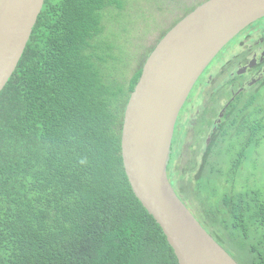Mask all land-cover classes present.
Returning a JSON list of instances; mask_svg holds the SVG:
<instances>
[{"label":"trees","instance_id":"16d2710c","mask_svg":"<svg viewBox=\"0 0 264 264\" xmlns=\"http://www.w3.org/2000/svg\"><path fill=\"white\" fill-rule=\"evenodd\" d=\"M126 15L127 0L45 1L0 94V264H180L131 185L122 131L148 57L185 15L140 60ZM230 115L214 152L231 158L225 191L205 189L225 171L214 153L192 157L189 173L172 170L174 154L170 178L240 264H264V194L235 186L264 141V99H239Z\"/></svg>","mask_w":264,"mask_h":264},{"label":"water","instance_id":"95a60500","mask_svg":"<svg viewBox=\"0 0 264 264\" xmlns=\"http://www.w3.org/2000/svg\"><path fill=\"white\" fill-rule=\"evenodd\" d=\"M46 0H0V94L15 73ZM264 18V0H207L148 57L126 108L122 153L131 185L161 225L180 264H240L174 187L169 165L179 114L199 78L238 36Z\"/></svg>","mask_w":264,"mask_h":264},{"label":"flooded vegetation","instance_id":"af4514ba","mask_svg":"<svg viewBox=\"0 0 264 264\" xmlns=\"http://www.w3.org/2000/svg\"><path fill=\"white\" fill-rule=\"evenodd\" d=\"M261 89H264V22L243 30L234 46L217 57L199 78L179 114L170 163L174 154L181 157L190 146L200 165L216 151L217 132L222 123L231 120L232 104L259 94ZM190 137L192 142L188 143ZM178 166L175 162L172 170L177 171ZM193 173L196 175V171Z\"/></svg>","mask_w":264,"mask_h":264},{"label":"rangeland","instance_id":"374dc122","mask_svg":"<svg viewBox=\"0 0 264 264\" xmlns=\"http://www.w3.org/2000/svg\"><path fill=\"white\" fill-rule=\"evenodd\" d=\"M205 1L207 0H127V15L124 16L121 23L133 28V31L130 32L131 40L133 41L132 48L133 53L138 57V60L144 57L145 53L158 42L160 37L171 28L177 20L185 15V12ZM263 22L264 21H261L258 25H261ZM235 39L238 40L239 35L219 53L217 56L218 58L234 46ZM217 57L215 59H217ZM260 95L264 99V89H261ZM199 107L200 105L198 108ZM190 141L192 142L191 137L189 138L188 143H190ZM216 153H218V151ZM216 153L212 155L214 156L212 161H218L220 165L225 167V171L223 175L221 173L214 174L211 185L205 187V189L208 193H210L211 190L216 189L221 194L225 191V186L229 184L225 182V186H223L219 181L228 178L226 170L231 164V158L229 159L225 154L223 156H220V154L216 156ZM192 157L193 154L190 146H188L185 148L184 154L181 155V157H176L175 162L176 164H179L181 170L185 169L187 171L189 168L187 160ZM191 175H194V173L190 174V176ZM178 177L179 176L176 175V178ZM235 186L238 189L248 186L250 188L258 187L264 194V141L259 149L252 153L250 159H248L239 170L235 177ZM188 207L204 224L201 214L198 211H195L197 208H201L199 201L193 200V207L191 205H188ZM231 252L238 260H241L242 255L240 252H233V250H231Z\"/></svg>","mask_w":264,"mask_h":264}]
</instances>
